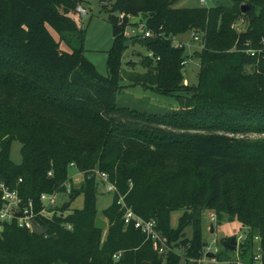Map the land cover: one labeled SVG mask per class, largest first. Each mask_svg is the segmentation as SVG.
<instances>
[{
	"label": "trees",
	"instance_id": "1",
	"mask_svg": "<svg viewBox=\"0 0 264 264\" xmlns=\"http://www.w3.org/2000/svg\"><path fill=\"white\" fill-rule=\"evenodd\" d=\"M179 1L112 4L105 76L84 56L83 33L73 19L78 0H0V184L40 209L42 194L64 191L71 164L86 174L67 200L71 206L83 196L81 209L61 207L51 220H38L48 234L3 225L0 264H199L206 252L203 210L215 214L217 225L226 216L248 228L238 253L224 245L231 238L222 241L219 263L236 253L255 264L258 235L264 264V142L241 137L264 133V58L250 54L264 48V0H246V14L241 0H233L239 3L233 9L175 8ZM242 15L249 25L239 33L232 25ZM127 16L140 17L153 35L134 39L153 53L146 63H156L135 80L176 96L179 110L150 113L117 104L130 40ZM198 30L205 33L204 48L197 83L188 86L185 49L174 48L172 39ZM15 141L22 145L21 164L11 159ZM97 168L135 214L156 221L171 251L160 255L159 244L125 225L118 194L101 215L107 230L95 228L102 185L89 172ZM183 210L173 227L172 214ZM188 227L191 238L181 240ZM179 246L182 254L174 250Z\"/></svg>",
	"mask_w": 264,
	"mask_h": 264
},
{
	"label": "rangeland",
	"instance_id": "2",
	"mask_svg": "<svg viewBox=\"0 0 264 264\" xmlns=\"http://www.w3.org/2000/svg\"><path fill=\"white\" fill-rule=\"evenodd\" d=\"M116 0H107L105 4H101L100 0H78V7L80 6L85 8L88 14L86 16H81L78 12L73 15L78 28L83 33L84 40V56L86 59L91 61L98 72L102 75H107V64H108V51L111 49L113 44V27L109 21V10L112 4ZM206 4L201 5L200 0H180L175 8H215L218 6H225L227 8L233 9L238 6L239 3H236L233 0H205ZM247 4L246 0H241V6ZM141 18L138 17L132 20L133 24ZM249 25V20L245 15L239 17V19L232 25L237 32L246 31ZM57 41L60 42V46L64 50H71L66 42L61 41L59 35L55 32H52ZM137 34H140V31L137 29ZM200 36V41L193 42L191 33L184 35L183 37L177 36L176 41L185 42L188 45L185 47V57L184 61L187 64L183 68L184 72V85L196 84L197 75L199 73V68L201 60L197 58L200 56V52L204 48V34L200 30L197 33ZM175 48V47H174ZM259 56L264 58V48L258 50ZM152 55V56H151ZM153 53L149 52L147 48L142 47L138 41L130 39L127 43V49L124 53L122 60L121 74L123 80L121 82V89L117 95V104L120 107H129L133 109L145 110L150 113H164L169 110H179L180 103L176 96H164L159 95L148 88V85L136 81V78H143L149 71L150 66H156V63L153 61V65L146 63V58H152ZM182 66V64H181ZM163 131L175 132L181 134L180 131H176L167 126H159ZM245 139L261 141L264 142V133H247L245 136H241ZM22 145L15 141L12 145L11 159L15 164L22 163L21 155ZM73 168L70 169V177L75 175ZM101 187V186H100ZM61 202L67 200V197L60 196ZM114 197L113 194H108L104 192L103 186L100 188L97 196V208L99 217L107 222L101 217L102 212L107 209L113 203ZM84 205L83 196L78 197L70 206L67 212L73 211L75 209H81ZM185 213V211H178L172 214V225L176 227L178 224L179 218ZM202 214V224H203V235L204 240L209 244L211 249L218 248L219 251L222 250V241L226 238H236L238 242V249L240 247V237H246L248 234V228L242 226L238 219H229L225 216L221 225H217V219L215 214L209 210H203ZM214 225V234H211V226ZM108 228V226H107ZM105 229L104 231H106ZM192 229L188 227L182 239L191 238ZM260 238L258 235L256 236ZM257 247L259 246L256 243ZM170 249V248H169ZM173 249V248H171ZM170 249V250H171ZM207 249V248H206ZM257 249V248H256ZM174 250L179 254L185 250L183 246L174 247ZM236 253H230V262L224 264H246L240 259ZM183 264V263H182Z\"/></svg>",
	"mask_w": 264,
	"mask_h": 264
},
{
	"label": "built area",
	"instance_id": "3",
	"mask_svg": "<svg viewBox=\"0 0 264 264\" xmlns=\"http://www.w3.org/2000/svg\"><path fill=\"white\" fill-rule=\"evenodd\" d=\"M201 5H205V0H200ZM77 12L81 16H86L88 12L85 8H77ZM129 23L125 27L124 36L130 39H143L152 37V32L147 28L146 22L140 19L137 24H133L132 20L136 19L133 16H127ZM125 15H119V24H123ZM137 29L140 31V34H137ZM193 42L200 41V36L196 32H191ZM173 47L176 49H183L187 46L185 42L176 41V37L172 39ZM258 51H250V54L254 56ZM152 56V55H151ZM187 64L186 61L182 62V66ZM77 173L71 176L69 180L63 185L65 188L64 191H57L52 194H42L40 196V209L36 208V204L33 200H29L27 203L23 201L19 192L17 190H12L5 183L0 184V231L3 230L4 224H13L15 223L18 228L28 230L33 233V223L36 222L39 224L38 220L48 219L51 220L55 215L61 213L60 208L67 203L68 197L72 193L73 186H78L83 183L86 179V174L79 171L75 164H71V167ZM90 176H96L100 184L104 188V192L108 194H118L117 187L111 183L109 176L105 173L99 171V169H94L89 172ZM51 175V173L49 174ZM60 196L67 197V200L64 202L60 200ZM118 205L123 211V219L126 226L134 225V227L140 230L148 240H152L154 243L159 244V254L164 255L167 252L171 251L166 244V240L163 238L161 233L157 230V223L154 220H144L139 217L135 212L126 204L125 196L119 195ZM69 213V212H68ZM216 217V216H214ZM43 227V225L39 224ZM70 228V226H69ZM246 237H240L241 242L245 241ZM254 242L259 245L260 239L258 237L254 238ZM218 248L211 249L210 246L207 247L204 257L199 260V264H224L219 263L216 259L207 258V253L218 254ZM115 258H120V255H116ZM255 264H262V249L260 245L256 249V254L254 257ZM229 263V262H227Z\"/></svg>",
	"mask_w": 264,
	"mask_h": 264
},
{
	"label": "water",
	"instance_id": "4",
	"mask_svg": "<svg viewBox=\"0 0 264 264\" xmlns=\"http://www.w3.org/2000/svg\"><path fill=\"white\" fill-rule=\"evenodd\" d=\"M107 2V0H100L101 4H105ZM251 9V7L249 6V4H244L241 6V11L243 14H246L249 10ZM197 58L200 59V56H197ZM63 208L65 210H68L70 208V203L67 202L66 204H64ZM107 222L103 221L100 217H98L96 219L95 222V228L98 230H105L107 229ZM49 232V228L48 227H42L39 224H37L36 222L33 223V233L37 234V235H46ZM214 225L211 226V234H214ZM224 245L229 248L230 250H232L233 252H236L238 249V242L236 238H231L229 242H224ZM209 246V244L207 242L204 243V248H207ZM207 258L209 259H216L217 258V254L215 253H207Z\"/></svg>",
	"mask_w": 264,
	"mask_h": 264
},
{
	"label": "crops",
	"instance_id": "5",
	"mask_svg": "<svg viewBox=\"0 0 264 264\" xmlns=\"http://www.w3.org/2000/svg\"><path fill=\"white\" fill-rule=\"evenodd\" d=\"M188 34V33H187ZM184 35H186V34H184ZM184 35H180V37H183Z\"/></svg>",
	"mask_w": 264,
	"mask_h": 264
}]
</instances>
